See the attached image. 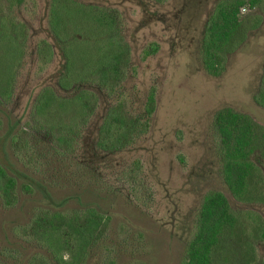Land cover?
Returning <instances> with one entry per match:
<instances>
[{
	"label": "rangeland",
	"instance_id": "rangeland-1",
	"mask_svg": "<svg viewBox=\"0 0 264 264\" xmlns=\"http://www.w3.org/2000/svg\"><path fill=\"white\" fill-rule=\"evenodd\" d=\"M77 1L115 8L121 14L131 64L121 82L122 96H110L92 82L60 87L64 59L48 30V0H26L11 10L5 6L8 19L25 25L26 40L10 95L0 97V136L9 123L15 124L16 145L10 138L4 148L15 168L38 185L31 184L27 192L22 185L28 179L16 177V204L6 207L0 201V264L49 262L48 252L20 231L39 209L54 210L55 205L61 211L94 208L108 219L105 237L91 247L85 264L111 260L182 264L202 199L215 189L243 219L247 212L256 223V215L264 220V146L257 145L251 155L260 169L255 199L238 201L222 182L218 138L212 127L215 113L226 106L264 127V106L256 100L264 91V0L253 8L248 4L241 8L243 26L257 18L259 25L226 55L219 76L204 70L200 41L220 0ZM41 40L52 46L47 61L38 52ZM150 46L155 52L143 58ZM45 87L60 98L80 90L96 96L93 114L71 147L58 144L59 131L35 112ZM152 87L156 108L148 131L128 148L113 152L99 148L98 131L108 109L121 103L125 112L137 115ZM252 237L243 236L255 248L254 264H264V239ZM239 252L238 241L231 239L215 251V263L244 264Z\"/></svg>",
	"mask_w": 264,
	"mask_h": 264
},
{
	"label": "trees",
	"instance_id": "trees-1",
	"mask_svg": "<svg viewBox=\"0 0 264 264\" xmlns=\"http://www.w3.org/2000/svg\"><path fill=\"white\" fill-rule=\"evenodd\" d=\"M26 0H0V97L9 96L14 80V69L19 63L26 40L23 23L10 20L5 6L11 10ZM162 2L164 0H155ZM48 30L59 46L64 63L58 77L62 88L75 83L92 82L108 95L122 96L121 82L130 64V47L122 35L123 20L120 12L111 7L84 4L77 0H48ZM260 0H220L208 17L200 41L201 63L207 74L219 76L225 68L226 55L245 42L249 29L259 25L257 18L248 27L243 26L239 14L242 7L253 8ZM38 52L45 60L52 57L51 44L41 40ZM150 46L143 58L155 52ZM95 94L80 90L70 98H60L50 87L38 94L35 112L50 128L57 129L58 144L70 147L79 137L95 108ZM256 100L264 106V91ZM117 103L112 105L99 127L97 146L106 151L128 148L148 131L156 108L155 89L145 98L143 109L137 115L125 112ZM15 124L8 125L0 136V201L3 206H14L17 178L26 177L25 191L38 182L18 171L5 150ZM212 127L218 138L217 154L221 165L224 186L238 201L255 199L260 169L251 159L256 146H264V127L254 122L250 115L239 113L230 106L219 109ZM63 144V145H64ZM10 173H14L12 175ZM259 199V196L257 197ZM264 200V198H263ZM39 209L22 227L20 233L48 252L46 264H85L92 246L106 235L108 219L96 209L71 211ZM243 217L235 213L225 194L218 189L207 192L200 204L193 236L186 246L182 264H217L214 253L231 239L240 245L239 256L244 264H254L256 255L252 243L243 236L264 239V220L256 215V223L247 212ZM251 232V233H248ZM230 238V239H229ZM243 242V245H241ZM68 257L65 258L64 253ZM109 264H116L111 260ZM128 264H145L130 262Z\"/></svg>",
	"mask_w": 264,
	"mask_h": 264
}]
</instances>
